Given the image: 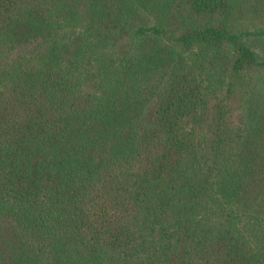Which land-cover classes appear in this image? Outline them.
<instances>
[{
    "label": "trees",
    "instance_id": "1",
    "mask_svg": "<svg viewBox=\"0 0 264 264\" xmlns=\"http://www.w3.org/2000/svg\"><path fill=\"white\" fill-rule=\"evenodd\" d=\"M256 177L264 0H0V264H264Z\"/></svg>",
    "mask_w": 264,
    "mask_h": 264
},
{
    "label": "rangeland",
    "instance_id": "2",
    "mask_svg": "<svg viewBox=\"0 0 264 264\" xmlns=\"http://www.w3.org/2000/svg\"><path fill=\"white\" fill-rule=\"evenodd\" d=\"M259 180H260V177H256L255 178L256 185H255L254 191L252 192V195H254L255 197L258 196L259 198H263L264 199V195H261V194L264 193V184L261 186V184H259ZM261 180L264 183V178H261ZM252 195L250 194V198L252 197V199L249 200V201H253L254 200Z\"/></svg>",
    "mask_w": 264,
    "mask_h": 264
}]
</instances>
